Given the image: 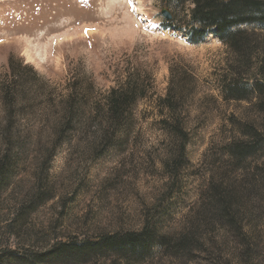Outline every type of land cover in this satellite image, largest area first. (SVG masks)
I'll list each match as a JSON object with an SVG mask.
<instances>
[{
  "label": "rangeland",
  "instance_id": "rangeland-1",
  "mask_svg": "<svg viewBox=\"0 0 264 264\" xmlns=\"http://www.w3.org/2000/svg\"><path fill=\"white\" fill-rule=\"evenodd\" d=\"M165 1L0 0V81L7 78L10 58L17 68H31L19 71L29 80V97L36 96L21 121L32 139L49 134L47 98L61 100L69 87H76L85 111L129 77L138 79L145 94L132 107L127 134L98 158L73 148L82 135L68 136L47 175L52 198L31 214L30 229L10 238L3 226L34 179V162L42 155L40 141L36 145L31 140L10 188L0 197V256L6 248L24 256L46 253L56 237L81 241L140 232L145 225L157 235H170L184 227L218 176L227 173L241 181L256 178L257 168L264 167V150L239 166L226 152V146L243 138L246 125L264 132V54L258 53L242 76L245 97L226 99L223 85L231 78L233 53L213 30L191 40L192 5L167 6ZM163 8L180 29L166 28ZM245 28L260 32L256 44L264 47V27ZM169 87L189 137L185 164L176 175L169 172L174 137L165 129L164 123L171 121L162 104ZM262 193L254 195L256 240L246 264H264ZM225 240L232 248L237 239L228 230ZM148 250L126 256V262L120 254L108 253L85 264H209L198 252L184 259L155 244ZM244 259L234 258V263L245 264Z\"/></svg>",
  "mask_w": 264,
  "mask_h": 264
},
{
  "label": "trees",
  "instance_id": "trees-1",
  "mask_svg": "<svg viewBox=\"0 0 264 264\" xmlns=\"http://www.w3.org/2000/svg\"><path fill=\"white\" fill-rule=\"evenodd\" d=\"M186 2L192 5L188 28L191 40H198L213 30L216 37L233 53L231 78L224 82L223 93L226 99L241 100L247 90L241 84L242 76L251 69L258 53L264 54L263 43L256 44L261 33L245 27H264V0H167L164 5L180 7ZM175 23L176 19L172 18L166 28L180 29ZM20 68L31 69L21 65L17 68L10 58L7 78L0 81V197L10 188L16 168L23 161L22 157L31 140L36 145L40 141L42 155L34 162V179L13 204L10 210L12 218L3 226L4 234L10 238L30 229L31 214L52 198L51 190L47 188V175L55 151L68 136L73 133L82 135L73 148L80 149L79 152L92 159L98 158L112 148L119 137L127 134L132 107L138 98L145 95L138 79L129 77L123 86L110 89L102 103L96 102L85 111L76 87H69L67 95L61 100L47 98L49 115L46 118L50 121L45 125L49 134L41 140L37 136L32 139L30 133L23 129L21 121L23 112L36 96L29 97L30 83L27 75L19 71ZM255 87L260 90L259 85ZM179 95L178 98H181L182 93L179 92ZM162 104L171 121L164 123L165 129L174 137L169 172L176 175L185 164L189 137L181 126L180 103L178 99L175 100L170 87ZM260 108L264 111V103L260 104ZM242 135V139L226 146V152L236 166L257 151L264 150V132L246 125ZM258 192H263L264 198V167L257 168L256 178L241 181L223 173L211 183L178 232L157 235L145 225L140 232L99 234L94 239L81 241L68 237L57 240L56 237L46 253L24 256L6 248L0 256V264L7 261L9 264H85L108 253H118L126 262V256L144 254L154 244L166 248L171 256L184 259H193L198 252L205 255L204 260L209 264H235L234 258H245L246 264L252 257L250 252L256 240V225L252 215L256 208L254 195ZM228 230L237 239L232 248L227 246L225 240ZM218 237H221L222 242Z\"/></svg>",
  "mask_w": 264,
  "mask_h": 264
},
{
  "label": "water",
  "instance_id": "water-1",
  "mask_svg": "<svg viewBox=\"0 0 264 264\" xmlns=\"http://www.w3.org/2000/svg\"><path fill=\"white\" fill-rule=\"evenodd\" d=\"M161 14L163 17H165L167 20H171L172 19V15L171 13L169 12V10L167 8H163L161 10Z\"/></svg>",
  "mask_w": 264,
  "mask_h": 264
},
{
  "label": "snow or ice",
  "instance_id": "snow-or-ice-1",
  "mask_svg": "<svg viewBox=\"0 0 264 264\" xmlns=\"http://www.w3.org/2000/svg\"><path fill=\"white\" fill-rule=\"evenodd\" d=\"M89 30L88 29H85V34L87 35V32H88Z\"/></svg>",
  "mask_w": 264,
  "mask_h": 264
}]
</instances>
